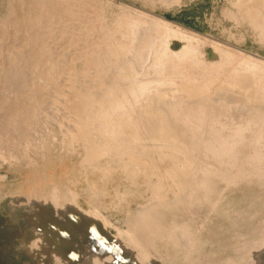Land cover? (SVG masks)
Instances as JSON below:
<instances>
[{
    "label": "rangeland",
    "instance_id": "374dc122",
    "mask_svg": "<svg viewBox=\"0 0 264 264\" xmlns=\"http://www.w3.org/2000/svg\"><path fill=\"white\" fill-rule=\"evenodd\" d=\"M161 1L90 0V2L101 3L102 9L99 11L103 10L102 15L109 19V22L125 12L121 6L145 9L143 11L146 13L163 16L186 28L205 32L222 40L230 38L232 44L235 43L234 41L242 40V47L253 53L252 57L264 60V38L260 40V32L264 31L260 28L261 26L257 22L236 20L228 13L231 11L234 13L237 10L234 8L237 7L238 0H180L179 3L170 2L172 4ZM15 2L0 0V32H2L0 33V246H2L0 264L8 262L36 264L32 258L33 254L41 250L38 237L42 243L47 241V238L58 241L62 247H65L64 250H72L70 251L72 254L68 256L71 264H81L83 260L81 261L80 255L83 253L91 258L83 261L85 264H257L254 252L261 247L260 242H264V180L259 182L254 178H244L236 181L235 172H231L230 177L227 174L228 178L226 175L215 178L214 184L205 188L206 192L204 189L199 190L196 193L198 194L196 200L190 206L180 202L185 201L183 197L186 192L182 193L184 195L181 200L175 201L169 198L174 195L170 191L167 195L171 201L168 203L169 206L165 203L157 207L155 206L157 193L146 182L141 185L130 184L124 173L123 176L115 172L108 175L106 179L100 180L96 164L91 165V159L85 160L80 154L87 147L86 138L89 139L84 133L91 130L93 133L91 137L94 138L95 132H100V129L106 130L108 127L105 123L108 115L116 111L111 110L112 113L107 111L106 116L104 114L106 112L101 111L100 108L104 110L103 107L106 106L104 104H107L103 100L98 103L94 100L88 102L89 105L86 103L85 106H80V110L75 109V104L80 102L78 97L84 91V95L91 91V88L87 89V85L90 87L95 83V79L89 77V70H91L89 60L85 57L83 59L82 56L81 60L70 67L34 60V53L40 42L53 44V50L49 55L55 58L57 53L55 50L62 46V43L60 44L62 41H58L56 35L43 37L41 31L38 32L40 27L34 29V24L38 25L40 18L37 14L29 16L23 14L19 21L21 22L24 18L28 21H25L22 28L19 24L18 28L11 26L15 28L11 29L6 22L8 19L10 22L13 17L11 13ZM26 33L30 36V42H27L30 45L25 44L24 39L21 38ZM11 35L15 37L14 41ZM69 42L64 50L68 49L65 50L68 52L70 49V53L72 43L69 45ZM13 43L17 46H13ZM183 45L184 41L176 37L169 42L172 51L180 50ZM199 48L204 49L208 60L219 59V54L211 46L204 48L201 44ZM10 53L13 57L8 55ZM73 91H78L79 96L73 95ZM99 103L102 106H97ZM91 104L93 107L90 106ZM77 105L79 104H76V108ZM96 107L100 108L98 114H102L98 115L93 110ZM85 111L87 115L91 114L87 117L89 124L87 126L85 122L82 123L81 131L84 133H81V136L73 142L70 135L77 129L75 125L77 122L74 121L86 116ZM80 112L84 113L80 114ZM103 115L106 117V122ZM93 125L95 129H92ZM106 163V159L101 158L97 165L103 168ZM71 204L77 206L78 212L82 215L81 219L84 215L92 214L93 216L94 211H98L101 214L100 217L95 216L91 219L99 223V220L94 219L105 218L108 225H102L99 231L95 228V234L92 236L79 237L73 233L70 237L68 236V240L60 241L57 238L59 233L68 228L61 223L56 224V220L49 223L47 219L58 217L59 213L61 216L62 214L66 216L75 212ZM168 207H171L173 211L170 212ZM140 210L147 213L152 211L148 216L153 214L154 220L158 217L149 229L150 233L155 231L153 238H146L145 231V235L140 236L141 240L152 239L151 243L144 242L147 248L143 250L131 244L129 236L124 233L131 225L143 221L144 218H141L144 212ZM137 211L138 214L135 213ZM182 227L184 229H181ZM158 230H167V232H156ZM184 230L187 233L182 234ZM117 231H122V236ZM110 236L114 238L119 236L120 239L113 242L114 239ZM79 244L81 247L77 246ZM96 245L98 246L95 247ZM79 248H84V252ZM95 249L100 250L99 253ZM144 251L149 254L146 258H144ZM91 253L95 257L91 256ZM97 259L98 262H96ZM52 264H63V261L56 260Z\"/></svg>",
    "mask_w": 264,
    "mask_h": 264
},
{
    "label": "bare ground",
    "instance_id": "6f19581e",
    "mask_svg": "<svg viewBox=\"0 0 264 264\" xmlns=\"http://www.w3.org/2000/svg\"><path fill=\"white\" fill-rule=\"evenodd\" d=\"M14 2L11 13L13 17L10 22L7 18L9 23L6 22L11 29L18 28L19 24L22 28L25 21H28L27 18L19 21L23 14L26 16L37 14L40 18L38 25L34 24V29L40 27L38 32L41 31L43 37L56 35L58 41H62L60 42L62 46L57 44L59 49L55 50L57 52L55 58L49 55L53 50V44L40 42L38 49L35 50L34 60L45 64L59 63L62 67H70L81 60L82 56L83 59L85 57L89 60H87L90 62L91 69H88L89 77L95 79V83L94 86L87 85V89L91 88V91L87 95H84V91L83 96L78 97L80 102H75L79 104L77 108L75 104V109L80 110V106H85L86 103L89 105L94 100L95 103L103 100L107 104H104L106 105L103 107L104 110L100 108L101 111L106 112L104 113L106 116L107 111H116L112 115L110 114L112 112L109 113L107 122L105 115L102 116L108 128L95 132L94 138L91 137L93 135L91 128H89L90 131L84 130L85 133L81 131L82 123L85 122L88 126L87 117L91 115H87L85 111L86 116L74 121L77 122L75 124L77 129L70 135L73 142L81 136V133L89 137V139L86 138L87 147L80 154L85 160L91 159V165L96 164V170L101 176L98 177L100 180L106 179L108 175L115 172L121 175L124 173L130 184L141 185L146 182L157 193L156 198L153 197L156 199V207L168 204L169 198L175 201L181 200L183 192H186L183 197L185 201L180 202L190 206L196 200L198 195L196 193L199 190L210 187L218 176L228 174L230 177L231 172H235L236 181L254 178L263 182L264 60L260 58L261 56L260 59L252 57L253 53L242 47V40L234 41L235 43L232 44L230 38L222 40L205 32L186 28L163 16L146 13L143 11L145 9H132L128 5L121 6L125 12L109 22V19L103 17V10L99 11L102 9L101 3L90 2V0L85 2L83 0H14ZM161 2L172 4L170 2L179 3L180 0H162ZM236 5L238 8L234 9L237 10L234 13L228 12L230 15L236 20L257 22L264 31V0H238ZM260 35L262 40L264 32H260ZM29 37L27 33L21 37L27 45H30L27 43L30 42ZM174 37L184 41L183 47L178 51H172L169 47V42ZM36 42L39 41L36 40ZM68 42L69 45L72 43L70 53V49L68 52H66L68 49L64 50ZM20 44L22 45L21 42ZM201 44L204 48L211 46L219 54V59L208 60L207 53L199 48ZM12 45L17 46L14 43ZM19 52L22 53V51ZM72 94L79 96L80 93L73 91ZM100 103L97 106L101 105ZM95 109L99 110L97 107ZM95 109L93 108L98 114L99 111ZM82 113L84 112H80ZM104 121L102 120L103 123ZM92 129H95L94 125ZM101 158L107 161L103 168L97 165ZM170 191L174 195L168 198ZM77 209V206H74L75 212L66 215L67 217L59 213L58 217L47 219L49 223L56 220V224L58 222L68 228L59 233L57 238L60 241L66 240L73 233L79 237L92 236L95 234V228L99 231L102 225L108 223L105 218L94 219L99 220L100 224L91 219L95 216L100 217L101 214L98 211H94L93 216L92 214L84 215L81 219L82 215ZM94 209L96 210L95 207ZM142 210L140 211L144 212ZM168 210L173 211L171 207H168ZM151 212L145 211L143 217H139L144 218L143 221L133 223L135 225H131L124 231L129 236L130 243L141 247L142 250L147 248L144 242L151 243L152 239L141 240L140 236L145 231L146 238H153L155 231L150 233L149 229L158 220V217L156 220L152 219L153 214L148 216ZM135 213L138 214V211ZM117 232L119 235L123 233ZM156 232L165 233L167 230ZM181 233L185 234L187 231L184 230ZM118 237H112L113 242L120 239ZM38 238L41 250L33 254L32 258L36 264H52L56 260H62L63 264H71L68 256L72 250H64L65 247H62L58 241L46 238L47 241L44 244L40 237ZM260 243H262L261 247L254 252V257L257 264H264V242ZM81 244L77 246L81 247ZM1 249L2 246H0ZM83 249L80 250L84 252ZM144 253V258L149 256L147 252L144 251ZM85 254L80 255L81 261H86L90 257ZM91 256L94 254L91 253ZM83 261L82 263L85 264Z\"/></svg>",
    "mask_w": 264,
    "mask_h": 264
}]
</instances>
